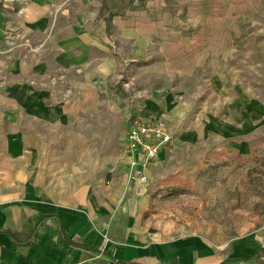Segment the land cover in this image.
<instances>
[{"label":"crops","instance_id":"1","mask_svg":"<svg viewBox=\"0 0 264 264\" xmlns=\"http://www.w3.org/2000/svg\"><path fill=\"white\" fill-rule=\"evenodd\" d=\"M63 1L27 0L23 12L2 17L0 68L7 63L4 27L28 34L44 30L54 23L50 4ZM185 1L187 20L174 17L166 0H147L143 8L115 16L116 50L105 21L66 18L58 24L62 35L53 41L55 50L30 68L36 78L24 79V52L12 56L15 89L25 91V98L8 99L0 86V264H212L196 240L151 247L136 241L134 190L143 182L128 176L124 151V169L112 166L110 178L104 177L102 164L88 161L80 129L91 117L83 112L100 105L104 76H119L137 62L153 61L156 71L173 74L189 73L208 60L212 67L229 54L234 19L252 15L260 5V0ZM61 71L74 74L67 86L50 90L37 84Z\"/></svg>","mask_w":264,"mask_h":264},{"label":"rangeland","instance_id":"2","mask_svg":"<svg viewBox=\"0 0 264 264\" xmlns=\"http://www.w3.org/2000/svg\"><path fill=\"white\" fill-rule=\"evenodd\" d=\"M26 1L0 0L2 17L23 12ZM146 2L51 3L53 25L30 34L17 29L15 36L3 38L7 63L0 68V86L7 89L2 92L8 99L25 98V91L15 89L12 56L24 52V79L36 78L30 68L55 50L53 41L62 35L58 24L66 18L87 24L105 21L116 50L112 19ZM187 2L166 0V8L187 20ZM259 2L252 15L234 19L229 54L217 58L214 66L208 60L189 73L173 74L156 71L153 61L128 63L121 75L101 79L100 105L83 112L91 115L80 128L88 161L101 163L107 179L110 167L124 169L120 161L131 119L159 118L172 133V142L150 166L147 181L134 190L135 239L145 246L196 240L206 247L212 264H264V0ZM68 77H74L72 71H61L49 83L46 77L36 81L51 90L67 86Z\"/></svg>","mask_w":264,"mask_h":264},{"label":"built area","instance_id":"3","mask_svg":"<svg viewBox=\"0 0 264 264\" xmlns=\"http://www.w3.org/2000/svg\"><path fill=\"white\" fill-rule=\"evenodd\" d=\"M0 12V25L2 19ZM4 37L16 35L15 29L6 26ZM173 136L165 122L159 118L136 117L126 130L123 151L129 157L128 176L147 181V170L159 157L160 151L172 142Z\"/></svg>","mask_w":264,"mask_h":264}]
</instances>
